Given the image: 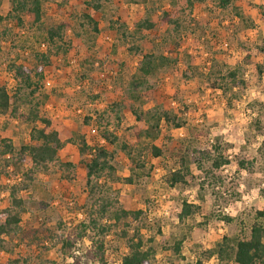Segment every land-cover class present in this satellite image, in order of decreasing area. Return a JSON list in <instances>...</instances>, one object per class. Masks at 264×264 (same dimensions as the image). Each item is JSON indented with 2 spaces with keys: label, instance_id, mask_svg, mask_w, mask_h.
Here are the masks:
<instances>
[{
  "label": "rangeland",
  "instance_id": "rangeland-1",
  "mask_svg": "<svg viewBox=\"0 0 264 264\" xmlns=\"http://www.w3.org/2000/svg\"><path fill=\"white\" fill-rule=\"evenodd\" d=\"M53 1L62 5L44 3L43 28L62 18L68 19L70 27L61 48L56 52L52 49L50 62L44 67L42 92L47 94V100L41 111L51 118L52 128L62 140L75 139L76 143H66L58 152L62 162L74 166L63 172L50 165L48 171L36 172L28 188L19 195L35 200L41 208L31 204V209L22 214V224L57 231L59 227L69 230L84 219L85 163L90 154L80 153L78 147L82 137L88 146L112 149L98 131L97 114L101 113L102 124L118 132L129 144L154 142L164 146L158 157L143 152L146 167L150 166L147 176L130 184L110 183L107 190L125 209L144 212L151 226L143 229L144 237L154 235L153 264H195V253L212 247L222 235L246 237L257 211L264 210V70L259 73L251 59L253 55L264 67V0H230L226 8L213 0H193L190 10L181 6L185 0H173L175 8H171L170 0H111L104 12L96 15L97 34L83 18L89 11L86 0ZM10 2L0 0L1 15L7 13ZM168 8L171 15L180 16L185 26L177 34L171 32V24L161 19L162 11ZM144 18L154 26L141 33L142 39L137 42L140 51L129 50L136 42L119 40L111 21L117 22L115 26L124 23L132 30L133 23ZM47 46L44 32L33 28L28 16L20 27L8 20L0 23V81L9 93L15 81L8 64L33 66V54L45 52ZM150 52L171 59L150 82L158 84L175 111L183 109L182 126L174 128L162 123V133L154 141L136 137L132 129L136 120L129 110L122 109L118 121L113 112L103 113L125 94L142 54ZM230 69H236L238 76L234 80L227 78L225 91L211 87L212 80ZM131 104L138 106L137 102ZM29 129L21 116L0 114V137L10 139L15 150L28 141ZM172 136L182 142L179 144L190 162L185 181L174 186L166 180L168 173L178 167V158L171 154L177 149ZM210 144L216 146L211 154L221 153L228 162L212 169L213 176L207 178L210 161H200L198 150ZM4 158L0 152V207L8 204L7 191L2 187L14 180L12 167L5 166ZM114 163L119 177L130 174V161L123 151H116ZM183 198L204 208L203 213L208 215L206 223L200 224L201 214L178 221ZM218 214L233 220L225 222L218 219ZM260 219L264 221V217ZM117 231L113 228L105 238L111 264H120L127 250L123 240L116 237ZM93 236V231L88 230L76 249L83 252ZM179 239L181 250L175 253L172 244ZM11 243V252L0 251V264L17 255L26 257L30 264H43L48 259L54 260V264H66L59 247L49 248L46 241L26 245L14 238ZM201 264L235 263H220L212 256L204 258Z\"/></svg>",
  "mask_w": 264,
  "mask_h": 264
},
{
  "label": "trees",
  "instance_id": "trees-1",
  "mask_svg": "<svg viewBox=\"0 0 264 264\" xmlns=\"http://www.w3.org/2000/svg\"><path fill=\"white\" fill-rule=\"evenodd\" d=\"M48 1L57 6L62 5L53 0H11L7 13L5 15L0 14V23L8 20L19 27L22 26L24 17L28 16L31 18L33 28L44 32L48 44L45 52L33 54L35 60L33 66L16 62L8 64L15 81L11 93L0 81V114H9L14 118L21 116L30 125L28 141L21 144L17 150H15L10 139L0 137L1 155L5 157V166L12 167L14 176L11 184L2 187L7 191L8 204L0 207V251L11 252L10 245L14 238H17V243L26 245L42 244L46 241L49 243V248L59 247V253L66 264H111L105 238L113 228H117L116 237L123 240L127 249L121 256L120 264H153L156 257L153 245L154 235L144 237L143 229L151 228L144 212L140 209H125L115 196L107 194V190H110V183L122 181L130 184L144 175L147 176L150 166L146 167V162L142 158L143 152L146 150L153 157H158L163 154L164 146L154 142H148L144 145L129 144L127 140L120 138L118 132L102 124L101 116L103 115L101 113L97 114L98 131L101 138L110 144L112 149L105 146H88L82 137L78 147L80 153L89 152L90 154V158L85 163L87 195L86 201L82 204L84 219L69 230L59 227L57 231H52L47 227L22 224V214L31 209V204L41 208L35 200H29V198L19 195L22 190L28 188L36 172L38 170L46 172L50 165L56 166L63 172L74 166L70 162H62L58 152L66 143H76L75 139L62 140L58 132L52 128L51 118L43 115L41 111L47 100V94L42 92L44 67L50 62L52 49L56 52L61 48V42L70 27L68 19L62 18L56 24L43 28V6ZM127 1L144 3L146 0ZM170 1L173 6L171 8H175L176 0L175 2ZM213 1L221 8H226L230 3V0ZM110 2L111 0L85 1L89 11L83 14V18L85 23L90 25L93 33L97 34L99 30L96 15L99 12H104ZM192 4L193 0H185L181 6H186L190 10ZM161 19L172 25L171 32L175 34L185 29L180 16L171 15L170 8L162 11ZM115 23L117 22L111 21V27L113 26L119 34L118 39L125 43L135 41L136 44L129 46V50L136 49L137 51H140L137 42L142 39L141 33L154 26V23L147 18L135 21L132 30H128L124 23H118L116 26ZM257 48L261 49L260 46ZM251 59L254 60L257 71L261 73L264 70L262 62L255 60L253 55H251ZM170 62L171 59L162 54L143 53L125 94L121 96L120 100L109 104L103 113L113 112L118 121L120 111L122 109L129 110L136 120V124L132 126L136 137H145L152 141L158 139L162 133V123L174 128L182 126L183 109L178 108L175 111L169 104L167 95L163 96L158 84L150 82V79L158 75L160 67L168 65ZM237 74L236 69H230L224 75L220 74L218 79L212 80L210 85L214 89L221 88L225 91L227 78L234 80L237 78ZM131 102H137L138 106H132ZM170 139L177 146L176 152L171 154L178 158V167L168 173L166 180L170 186H174L185 181V176L189 173L190 162L188 153H184L179 144L182 142L173 136ZM215 147L210 144L198 150L200 161H210V167L206 171L207 178L213 176L212 169L219 168L228 162V158L221 153L211 154L212 148ZM117 150L123 151L130 161V174L124 177L117 175V168L114 163ZM238 163L241 167L244 166L242 160H239ZM202 184H204L203 180ZM203 212L206 211L199 203L183 198L177 213L178 221L184 222L189 216L201 214L203 222L200 224L206 223L208 215ZM256 215L257 218L251 223L246 237L222 235L212 247L204 248L195 253V264H201L204 258L212 256H215L220 263L232 261L235 264H264V221L260 219L264 217V210H258ZM217 217L225 222L233 220L226 215L218 214ZM119 224L121 227L118 226ZM88 230H92L95 236L91 239L90 245L80 253L76 247L83 240ZM159 231L157 226V232ZM181 244L182 239L174 241L172 249L175 253L180 252ZM48 261L51 264L55 263L54 260L48 259L43 261V264ZM4 264H30V260L21 255L10 256Z\"/></svg>",
  "mask_w": 264,
  "mask_h": 264
},
{
  "label": "built area",
  "instance_id": "built-area-1",
  "mask_svg": "<svg viewBox=\"0 0 264 264\" xmlns=\"http://www.w3.org/2000/svg\"><path fill=\"white\" fill-rule=\"evenodd\" d=\"M223 44H224L225 46L227 45V43H225V42H224Z\"/></svg>",
  "mask_w": 264,
  "mask_h": 264
}]
</instances>
